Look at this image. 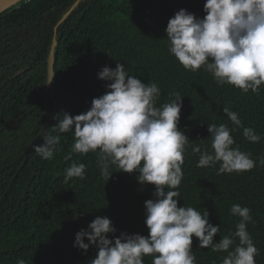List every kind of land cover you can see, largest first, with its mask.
Listing matches in <instances>:
<instances>
[{
  "label": "trees",
  "instance_id": "1",
  "mask_svg": "<svg viewBox=\"0 0 264 264\" xmlns=\"http://www.w3.org/2000/svg\"><path fill=\"white\" fill-rule=\"evenodd\" d=\"M205 3L29 0L0 15V264H17L20 259L25 264H91L98 248L90 246L85 252L73 245L76 234L87 230L97 216L108 217L116 229L109 239L149 235L145 202L155 199V186L138 183V173L118 172L112 166L107 181L96 153L72 152V132L60 134L51 160L41 159L33 150L43 138L25 155L48 122L54 102L55 114L46 130L50 135L57 134L53 127L63 114L85 113L94 98L106 93L110 82L100 80L98 73L105 66L115 69L117 63L142 83L158 84L157 107L174 99L172 93L182 97L178 128L191 143L176 189L178 206L206 210L210 223L221 227L214 237L217 243L236 230L239 217L230 214L232 205L250 208L254 223L247 230L259 250L256 264H264V165L259 163L264 158V86L258 95L220 86L203 68L185 70L169 52V19L181 9L203 19ZM54 39L52 87L43 95ZM224 107L237 112L243 126L261 136L260 142H249L243 127L235 128L228 120ZM222 123L235 128L230 132L233 147L257 162L251 171L219 174V163L197 167L200 154L192 148L211 151L208 124ZM73 162L86 165L85 179L65 182V169ZM198 245L193 237L196 264H222L227 255ZM144 264H152V257H145Z\"/></svg>",
  "mask_w": 264,
  "mask_h": 264
},
{
  "label": "clouds",
  "instance_id": "2",
  "mask_svg": "<svg viewBox=\"0 0 264 264\" xmlns=\"http://www.w3.org/2000/svg\"><path fill=\"white\" fill-rule=\"evenodd\" d=\"M203 10V19L184 9L169 19V52L185 70L203 68L220 86L227 84L245 94L251 91L258 95L264 86V0H206ZM98 78L110 82L106 93L94 98L85 113L63 114L53 127L57 134L45 131L43 142L33 150L41 159L51 160L61 143L60 134L72 132V152L96 153L101 175L107 181L112 166L118 172H136L138 183L155 186V199L145 202L147 237L121 234L109 239L116 229L108 217L97 216L87 230L76 234L73 246L85 252L96 246L98 253L91 264H144L145 257H152V264H196L192 250L195 237L200 249L227 253L222 264H256L259 250L247 230V225L254 223L250 208L232 205L230 214L239 217L236 230L217 243L214 237L221 227L210 223L206 210L178 206L180 192L176 189L183 179L186 146L191 143L178 128L182 97L172 93L174 99L157 107L161 95L158 84L142 83L120 63L115 69L105 66ZM223 112L235 128L243 127L249 142H260L261 136L244 127L237 112L230 107H224ZM235 128L208 124L211 151L192 148L193 153L200 154L197 167L219 163V174H239L256 167L250 153L233 147L230 132ZM259 163L264 165V158ZM85 172L84 163L73 162L65 169V182L83 180ZM17 264L25 261L20 259Z\"/></svg>",
  "mask_w": 264,
  "mask_h": 264
},
{
  "label": "water",
  "instance_id": "3",
  "mask_svg": "<svg viewBox=\"0 0 264 264\" xmlns=\"http://www.w3.org/2000/svg\"><path fill=\"white\" fill-rule=\"evenodd\" d=\"M27 1H29V0H0V15L9 9L17 8L19 5H21L22 3H25ZM77 4H78V1L74 4L73 7H71V9L67 13H65L63 15V17L59 23L63 22L68 17V15L71 13L73 8ZM55 46H56V41L54 39L52 46H51V49H50V52H49V55H48V59H47V76H46L45 87L43 90V95H45L52 87V80H53V76H54L53 67H54V61H55V56H54ZM47 80H48V82H47ZM55 106L56 105L54 102L53 109L51 112V116H50L48 122L45 124V126L43 127V129L41 130V132L39 133L37 138L35 139V141L32 143L31 147H29V149L25 152V155H27L32 150V148L40 141V139L42 138V133H44L47 130V128L49 127V124H50V122L53 119L54 114H55Z\"/></svg>",
  "mask_w": 264,
  "mask_h": 264
}]
</instances>
